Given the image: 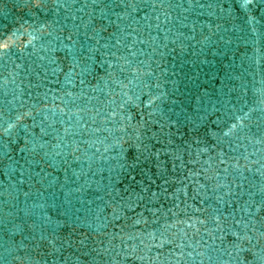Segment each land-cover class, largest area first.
Here are the masks:
<instances>
[{
	"label": "water",
	"instance_id": "water-1",
	"mask_svg": "<svg viewBox=\"0 0 264 264\" xmlns=\"http://www.w3.org/2000/svg\"><path fill=\"white\" fill-rule=\"evenodd\" d=\"M0 264H264V0H0Z\"/></svg>",
	"mask_w": 264,
	"mask_h": 264
}]
</instances>
